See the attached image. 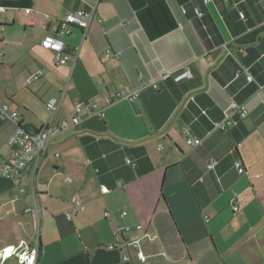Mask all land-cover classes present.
Returning a JSON list of instances; mask_svg holds the SVG:
<instances>
[{
	"label": "crops",
	"instance_id": "0c3cea01",
	"mask_svg": "<svg viewBox=\"0 0 264 264\" xmlns=\"http://www.w3.org/2000/svg\"><path fill=\"white\" fill-rule=\"evenodd\" d=\"M0 6V155L15 128L10 111L38 128L69 121L80 104L79 122L50 139L37 165L17 180L0 175V248L39 235L35 264H138L105 246L139 238L145 251H165L170 264H264V0ZM26 7L51 19L40 22ZM79 8L93 14L64 36L76 58L56 64L40 41L54 19ZM185 67L192 76L175 81ZM164 72L171 74L161 78ZM32 73L39 77L27 83ZM135 90L133 99L108 102ZM50 97L59 99L55 113L45 107ZM232 100L246 104V117L231 109ZM93 103L102 116L87 108ZM224 118L226 131L214 127ZM184 129L201 144L188 145ZM73 196L85 209L68 218ZM29 206L38 215L25 212Z\"/></svg>",
	"mask_w": 264,
	"mask_h": 264
},
{
	"label": "built area",
	"instance_id": "2783aa9c",
	"mask_svg": "<svg viewBox=\"0 0 264 264\" xmlns=\"http://www.w3.org/2000/svg\"><path fill=\"white\" fill-rule=\"evenodd\" d=\"M210 0H203L204 3L209 2ZM228 1V0H224ZM5 6H0V12L5 11ZM182 12L185 9L181 8ZM195 14L202 15V12L199 8H194ZM24 12L26 14H33L37 16V19L40 22H44L46 20L51 19V15L47 12H42L32 7L24 8ZM91 10L86 9H75L70 10L63 14L61 17H58L52 21L50 26L51 31L47 32L40 41V44L50 49L54 53V61L56 64L66 65L74 61L76 58V54L69 52L66 47V42L64 40V36L68 32V28L70 26H78L81 28H85L88 24L89 19L92 16ZM242 15V14H241ZM171 73L164 72L161 74V78H166L170 76ZM175 81H180L184 78H190L192 76L191 70L187 67L179 71L178 73L172 75ZM39 77L38 73L30 74L26 81L27 83H31L35 79ZM250 79L251 76L248 75ZM153 87L157 86L156 82L152 83ZM138 96V91L131 92H117L108 98V102L112 101L114 98L124 97L127 99H133ZM59 104V99L57 97H50L45 102V107L47 110L55 113L57 111ZM231 109L238 114L240 118L246 117L248 113V109L245 103H240L235 100L231 101ZM87 108L93 110L97 115L102 116L103 110L98 108L95 103L90 104ZM3 109L8 110V105L4 104ZM80 109V104L76 103L73 107V115L72 118L67 121L62 122H54L48 121L46 124L38 127L36 131L31 129H27L19 119V113L16 110H12L8 113L10 119L14 122L15 128L9 134L6 140L7 151L5 154L0 155V175L8 178L17 180L19 175L27 168L31 163L37 165L39 159L43 152L47 149L50 139L60 134L64 129L69 128L72 124H76L79 122L78 111ZM230 121L226 118L215 121L214 127L227 130L228 124ZM182 135L185 139V142L188 145H199L202 140L200 137L196 135L190 134L186 129L183 130ZM127 162H130L127 159ZM215 164V161L211 159L207 167L212 168ZM234 167L236 168L238 173L245 172V167L241 160L234 161ZM33 181L31 177L30 182ZM109 188L106 185L101 186L102 192H107ZM233 207L237 208V204L233 202ZM85 209L84 205L80 203V201L76 197H71L70 206L65 210V215L68 218H71L77 212H81ZM26 212L32 213L33 215H38L39 209L37 206H29L25 208ZM125 212L123 211L122 214ZM264 213V207H263ZM110 212L108 210L104 211V215L108 216ZM207 221L208 217L205 218ZM141 225H137V228H141ZM126 230H130V226L125 227ZM107 249H115L119 252L122 260L131 261L135 258L138 264H170L168 259V254L163 251H145L142 248L141 241L139 238L127 241L123 240L117 243L111 242L105 246ZM7 249H11L10 252L5 255ZM38 254L37 250V240L33 244L27 243L25 240H20L18 243H12L4 246L0 250V260L4 261L11 257H16L17 261L20 264H35L36 257ZM163 259L164 261H162Z\"/></svg>",
	"mask_w": 264,
	"mask_h": 264
},
{
	"label": "rangeland",
	"instance_id": "374dc122",
	"mask_svg": "<svg viewBox=\"0 0 264 264\" xmlns=\"http://www.w3.org/2000/svg\"><path fill=\"white\" fill-rule=\"evenodd\" d=\"M1 221V220H0ZM5 222L3 221V222H0V236H1V233H2V231H3V229L6 227V225L4 224ZM39 220H38V218L34 221V226H33V230H35V232H36V234H38L39 232H40V227H39ZM4 233H8V232H4ZM27 242V241H26ZM18 243V242H17ZM27 243H30V242H27ZM10 244H12V243H10ZM8 245V244H7ZM6 246V245H5ZM4 247V246H3ZM3 247H1L0 248V250L3 248ZM0 264H20V263H18V261L14 258V257H12V258H10V259H8L7 261H6V263H5V261H2V260H0Z\"/></svg>",
	"mask_w": 264,
	"mask_h": 264
},
{
	"label": "trees",
	"instance_id": "16d2710c",
	"mask_svg": "<svg viewBox=\"0 0 264 264\" xmlns=\"http://www.w3.org/2000/svg\"><path fill=\"white\" fill-rule=\"evenodd\" d=\"M24 125V124H23ZM27 129H31V130H33V131H36V129H38L37 127H34V126H27V125H24ZM24 210H25V208H24ZM26 212V211H25ZM32 214V213H31ZM34 243V241L33 242H30L29 244H33ZM37 250H38V254L40 253V251H41V240H40V237H39V235L37 236ZM37 254V255H38ZM16 258V257H15ZM17 260V259H16ZM19 263V262H18Z\"/></svg>",
	"mask_w": 264,
	"mask_h": 264
},
{
	"label": "snow or ice",
	"instance_id": "6c2138e0",
	"mask_svg": "<svg viewBox=\"0 0 264 264\" xmlns=\"http://www.w3.org/2000/svg\"><path fill=\"white\" fill-rule=\"evenodd\" d=\"M11 249H7L6 252H5V255H7L8 252H10Z\"/></svg>",
	"mask_w": 264,
	"mask_h": 264
}]
</instances>
